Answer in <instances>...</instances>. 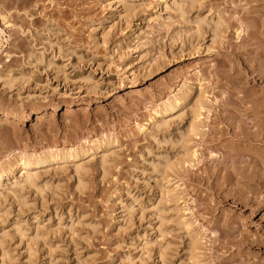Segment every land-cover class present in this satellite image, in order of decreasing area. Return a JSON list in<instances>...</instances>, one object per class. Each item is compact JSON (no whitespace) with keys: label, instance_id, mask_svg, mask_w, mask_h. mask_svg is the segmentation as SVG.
<instances>
[{"label":"rangeland","instance_id":"1","mask_svg":"<svg viewBox=\"0 0 264 264\" xmlns=\"http://www.w3.org/2000/svg\"><path fill=\"white\" fill-rule=\"evenodd\" d=\"M262 111L264 0H0V264H264Z\"/></svg>","mask_w":264,"mask_h":264},{"label":"bare ground","instance_id":"2","mask_svg":"<svg viewBox=\"0 0 264 264\" xmlns=\"http://www.w3.org/2000/svg\"><path fill=\"white\" fill-rule=\"evenodd\" d=\"M257 2H259V1H261V0H256ZM243 99V98H242ZM243 101H245L244 99H243ZM242 102V101H241ZM246 102V101H245ZM244 102V103H245ZM243 103V102H242ZM247 103V102H246ZM250 103V102H249ZM252 103V102H251ZM255 104V103H254ZM253 103L251 104V108H253L252 107V105H254ZM256 105V104H255ZM254 105V109H252L253 111L251 112L252 114H254V113H256V114H254L255 116L257 115V113L259 112L258 110H259V108L256 110L255 109V107H261V106H259V104L258 105H256L255 106ZM173 107V105L172 104H170V108H172ZM249 111H250V109H249ZM247 112V111H246ZM262 112H264V111H262ZM247 113H250V112H247ZM246 113V114H247ZM250 113V114H251ZM252 114H251V116H252ZM260 114V113H259ZM248 115V114H247ZM261 116V114L260 115H257V117H258V119H259V121H260V119L261 118H259ZM248 117V116H247ZM250 117V116H249ZM256 117V118H257ZM253 120H255V119H253ZM253 120H251V121H253ZM264 120V119H263ZM250 121V124L252 125V122ZM258 121H254V123H256V124H253L252 125V127L253 126H256V128H258L257 130H254V132L252 131V132H250V130H249V126H247L246 125V127H244V126H240L239 128H240V130H239V128H238V126H239V124L237 125V127H235V128H238V130L240 131V135H241V137L242 138H238V139H243V138H248L249 137V139L250 140H252V141H261V142H264V141H262V140H264V122L263 123H257ZM261 122H262V120H261ZM245 123V122H244ZM231 124H233V123H231ZM246 124H247V122H246ZM250 124H248V125H250ZM241 125H242V123H241ZM244 125V124H243ZM230 127H231V125H230ZM234 127V126H233ZM199 128H200V123L199 122H197L196 121V118L195 119H193L191 122H190V124H189V126H188V133H189V136H193V135H196L197 133H199ZM251 129V128H250ZM235 133V132H234ZM236 135H237V132H236ZM236 135H234V137H236ZM238 135H239V133H238ZM239 135V136H240ZM232 136H233V134H232ZM237 138V137H236ZM261 138V139H260ZM254 139V140H253ZM248 140V139H247ZM249 143H251V142H249ZM241 147H244V146H242L241 145ZM241 149H243V148H241ZM243 150H245V148L243 149ZM247 151V150H246ZM249 152V151H248ZM251 154L253 153V151H251L250 152ZM247 154H249V153H247ZM66 157H70V155L68 156V155H64V156H58V155H55V154H51V155H48V157L46 158V159H43V160H39V162H43V161H46V162H56V161H59V160H64V159H66ZM260 157V156H259ZM264 157V156H263ZM262 157V158H263ZM233 159H235V158H233ZM236 161L237 160H239V159H235ZM258 160H262V159H258ZM242 161H244L243 159L241 160L240 159V161H237L238 163H239V165L241 164V163H244V162H246V161H244V162H242ZM251 161V160H250ZM255 161V160H254ZM263 161L264 160H262L261 162L263 163ZM231 162V161H230ZM235 162V161H234ZM237 162H235V163H237ZM253 162V161H252ZM251 162V163H252ZM256 162V161H255ZM257 162H259V161H257ZM250 162H246V165L245 164H242V170H247V171H245V173L246 172H248V174H249V171H250V167L252 168L251 169V171H250V176H252L251 178H252V180H251V178H250V176L249 175H245V173L243 172V173H238V172H240L239 170H240V167L238 168V166L237 167H235L236 165L234 164V165H232V166H234L235 167V169H234V167H232L234 170H236V171H234L233 169H232V174L233 175H231L232 177H234L235 175L237 176H235V178H238V176H240L239 177V179H237V180H239L240 182H242L241 180L243 179L244 181H245V179L248 177V179H246V181L247 180H249V178H250V180H251V182L252 181H254L255 182V180L254 179H257L258 181L259 180H263V182H264V179L262 178V177H264L263 176V174H262V172L264 173V171H261V169H259L258 168V166L257 165H259L261 168H262V163H256L257 165H254V166H250V164H249ZM231 164H233V162L231 163ZM264 164V163H263ZM22 166H24V167H26V166H28V165H30V162L28 161V160H24V162L21 164ZM244 165V166H243ZM248 165V166H247ZM250 166V167H249ZM264 167V166H263ZM249 170V171H248ZM262 170H263V168H262ZM242 172V171H241ZM232 177H231V179H232ZM230 179V180H231ZM249 180V181H250ZM232 181H234V178H233V180ZM257 181V182H258ZM240 182H238V184L239 185H242L243 186V183L242 184H240ZM250 182V183H251ZM231 183V181H229V184ZM237 183V182H236ZM260 181H259V185H258V183H256L257 185H258V187L260 186ZM248 184H249V182H248ZM255 183H253L252 185H254ZM262 184V183H261ZM231 185V184H230ZM234 185H236V184H234ZM246 185V184H245ZM251 185V184H250ZM249 185V187H252V186H250ZM256 185V186H257ZM264 184H262V186H263ZM236 186H238V185H236ZM242 186H240L239 188L241 189L242 188ZM247 186L248 185H246V187H245V189L247 188ZM258 187L256 188V189H258ZM264 187V186H263ZM244 188V187H243ZM253 188V187H252ZM259 189H262V188H259ZM239 190V189H238ZM244 190V189H243ZM243 190H241V193H239V194H244V191ZM255 190V189H254ZM254 190L252 191V189L250 188V190H249V192L250 191H252V192H254ZM248 191V190H247ZM246 191V192H247ZM256 192H257V190H255ZM258 191H260V190H258ZM264 191V190H263ZM262 191V192H263ZM243 192V193H242ZM259 193V192H258ZM264 193V192H263ZM262 195V193H260V194H257V193H254L253 195ZM251 195V194H250ZM264 195V194H263ZM252 196V195H251ZM250 196V197H251ZM238 197H240V195L238 196ZM241 197H243V196H241ZM256 197V196H255ZM249 198V197H248ZM256 198H258V197H256ZM252 199V198H251ZM264 199V198H263ZM256 200V199H255ZM258 200V199H257ZM249 201H251L250 199H249ZM253 201L254 200H252L251 201V203H253ZM259 201V200H258ZM247 202H248V199H247ZM250 204V203H249ZM254 204V203H253ZM252 205V204H251ZM255 206L257 205V202H256V204H254ZM260 205V204H259ZM241 240V239H240ZM243 241H245V238H244V240L242 239V242H240V243H242L243 244ZM254 241H252V243H253ZM236 243H238V241L236 242ZM249 243H251V242H249ZM239 244V243H238ZM242 244H240V246L242 245ZM253 244H256V243H253ZM249 245H251V244H249ZM252 247V246H251ZM254 247V246H253ZM252 247V248H253ZM240 263H243V262H240ZM239 263V264H240Z\"/></svg>","mask_w":264,"mask_h":264}]
</instances>
